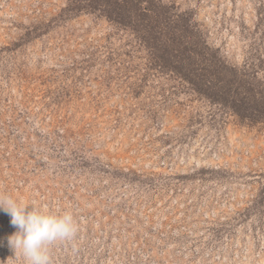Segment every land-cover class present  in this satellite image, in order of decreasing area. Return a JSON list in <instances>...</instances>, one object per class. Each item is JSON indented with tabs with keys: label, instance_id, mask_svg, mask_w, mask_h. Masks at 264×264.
I'll use <instances>...</instances> for the list:
<instances>
[{
	"label": "rangeland",
	"instance_id": "obj_1",
	"mask_svg": "<svg viewBox=\"0 0 264 264\" xmlns=\"http://www.w3.org/2000/svg\"><path fill=\"white\" fill-rule=\"evenodd\" d=\"M125 1L0 0V194L73 212L51 264H264V111L217 96L261 109L264 0Z\"/></svg>",
	"mask_w": 264,
	"mask_h": 264
},
{
	"label": "clouds",
	"instance_id": "obj_2",
	"mask_svg": "<svg viewBox=\"0 0 264 264\" xmlns=\"http://www.w3.org/2000/svg\"><path fill=\"white\" fill-rule=\"evenodd\" d=\"M0 210L11 217L10 223L16 228L6 238L7 246L14 251V257L18 254L23 258L24 264H51V247L57 242L72 243L79 232L71 210H51L38 206L35 201L4 194H0ZM3 243L0 239V244Z\"/></svg>",
	"mask_w": 264,
	"mask_h": 264
},
{
	"label": "trees",
	"instance_id": "obj_3",
	"mask_svg": "<svg viewBox=\"0 0 264 264\" xmlns=\"http://www.w3.org/2000/svg\"><path fill=\"white\" fill-rule=\"evenodd\" d=\"M110 5H113V9L119 8L117 5H123V3H127L125 0H109ZM104 7V6H103ZM144 10V9H143ZM108 11V16H109ZM145 12V11H143ZM140 16V15H139ZM144 16V15H141ZM110 17V16H109ZM222 92L218 93L217 96L220 100L226 104L229 103L231 105H235L239 107L243 111H247L248 109L251 111L249 115H259V113L263 110L264 111V96L262 97L261 109L255 103V93H257L255 88H252V85L243 87V91L237 90H230L228 88L222 87ZM239 110V113L240 111ZM242 112V111H241ZM243 113V112H242ZM248 113V112H247ZM260 116V115H259Z\"/></svg>",
	"mask_w": 264,
	"mask_h": 264
}]
</instances>
